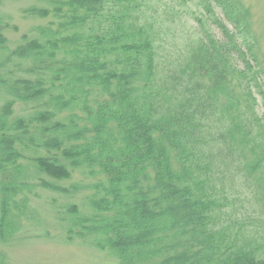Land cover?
<instances>
[{
  "label": "trees",
  "instance_id": "obj_1",
  "mask_svg": "<svg viewBox=\"0 0 264 264\" xmlns=\"http://www.w3.org/2000/svg\"><path fill=\"white\" fill-rule=\"evenodd\" d=\"M41 1L51 10L22 15L52 11L57 29L10 47L0 18V241L28 232L42 187L82 195L57 208L65 239L119 264H264V244L219 225L215 179L247 175L264 213V84L239 42L248 11L203 0L214 29L160 73L143 0Z\"/></svg>",
  "mask_w": 264,
  "mask_h": 264
},
{
  "label": "rangeland",
  "instance_id": "obj_2",
  "mask_svg": "<svg viewBox=\"0 0 264 264\" xmlns=\"http://www.w3.org/2000/svg\"><path fill=\"white\" fill-rule=\"evenodd\" d=\"M236 1L248 11L250 25L248 33L239 35V42L251 59L254 74L261 77V84H264V0ZM33 5L52 8V5L41 0H3L0 4V18L4 17L10 24L4 31L10 39V47H14L24 34L37 35L39 26L58 28L59 17L52 11L43 18L24 17L22 10ZM213 5L216 4L213 2ZM215 9L220 16L223 15L219 8ZM141 19L149 21L148 26L152 29L160 73L171 68L173 71L179 69L203 26L214 29L203 0H143ZM229 25L236 31L232 24ZM239 64L241 68L244 67L241 61ZM255 92L257 111L264 115V96ZM15 107L18 113L20 109ZM215 179L223 204L218 211L219 225L228 227L232 233L243 230L246 238L264 244L262 202L256 198L255 187L248 176L221 167ZM77 180L80 178L75 175L73 180L53 182L68 187ZM34 193L31 204L35 208V216L28 222V232L11 243L0 241V254L5 256L7 264H119L110 253L94 249L82 240L65 239L57 218V208L68 203L80 205L82 195L67 197L42 187L35 188Z\"/></svg>",
  "mask_w": 264,
  "mask_h": 264
}]
</instances>
